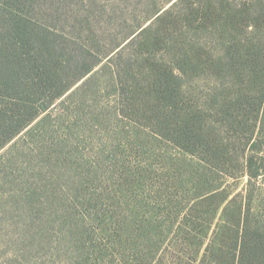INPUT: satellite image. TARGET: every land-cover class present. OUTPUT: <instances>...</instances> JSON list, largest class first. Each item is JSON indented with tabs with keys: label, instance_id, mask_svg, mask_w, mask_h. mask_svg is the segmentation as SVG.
I'll list each match as a JSON object with an SVG mask.
<instances>
[{
	"label": "trees",
	"instance_id": "obj_1",
	"mask_svg": "<svg viewBox=\"0 0 264 264\" xmlns=\"http://www.w3.org/2000/svg\"><path fill=\"white\" fill-rule=\"evenodd\" d=\"M111 90L113 111L99 109L97 122H128L131 149L156 141L175 151L162 153L159 177L168 207L185 186L195 192L219 175L247 177L250 194L232 220L235 196L220 185L179 214L198 220L209 203L215 223H147L136 213L113 225L106 245L81 238L71 264H264V223L251 211L264 202V0H0V151L22 136L0 170L17 168L11 154L25 142L43 167L61 165L65 141L52 123ZM91 203L97 195L63 211L66 221L85 223L78 208Z\"/></svg>",
	"mask_w": 264,
	"mask_h": 264
},
{
	"label": "rangeland",
	"instance_id": "obj_2",
	"mask_svg": "<svg viewBox=\"0 0 264 264\" xmlns=\"http://www.w3.org/2000/svg\"><path fill=\"white\" fill-rule=\"evenodd\" d=\"M205 52V56H208V47ZM62 101H58L53 108L52 120L61 113ZM69 102L65 108L70 109ZM113 102L111 90L96 99L86 100L81 114L74 115L69 110L62 117L60 128L57 122L52 123L56 125L53 127V136L65 141L61 151L67 157L59 161L62 164L57 167H43L38 162L37 152H31L32 149L25 146L27 142L17 143L19 145L15 153L11 154L17 168L14 165L0 170V264H71L72 259L78 255L74 245L81 238L82 241L106 245L113 225L131 223V216L136 213L147 223L187 222L186 217L181 221L180 215L188 210L199 191L209 189L212 185L226 188L230 194L229 199L235 196L227 212V219L232 220L234 211L247 203V194H250L247 177L223 179L219 175L214 177L213 182L208 180L195 192L185 186L179 191L182 196H174L171 207H168L164 203L166 192L160 188L159 177L165 173L162 153L166 157H173L175 151L167 144L156 141L145 145L143 150L131 149L127 144L130 137L128 122L112 119L103 123L96 121L99 109L104 107L105 113L113 111ZM20 138L22 136L0 151L1 159ZM55 151L59 154L60 149L55 148ZM185 158L190 159L187 156ZM117 176L125 177L126 180L119 185ZM140 178L144 182H139ZM263 184L262 179L256 182V186ZM28 186L43 188L29 197L26 193ZM95 194L100 199L97 206L91 203L89 206L94 205L92 210L78 208L79 212L84 213L85 223H68L63 211L83 203L85 199L90 200ZM257 206L252 203L251 211L259 215L260 222L264 223V202L260 204L259 210ZM170 211L175 212L171 215ZM207 211L198 220L188 219L187 223H215L217 217L215 221L212 220L209 203ZM80 254L87 252L82 251Z\"/></svg>",
	"mask_w": 264,
	"mask_h": 264
}]
</instances>
